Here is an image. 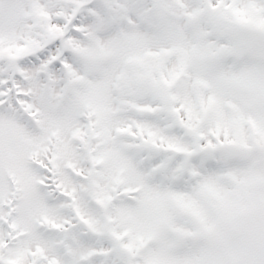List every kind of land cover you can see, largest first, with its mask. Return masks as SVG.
I'll list each match as a JSON object with an SVG mask.
<instances>
[{
    "label": "snow or ice",
    "instance_id": "snow-or-ice-1",
    "mask_svg": "<svg viewBox=\"0 0 264 264\" xmlns=\"http://www.w3.org/2000/svg\"><path fill=\"white\" fill-rule=\"evenodd\" d=\"M0 264H264V0H0Z\"/></svg>",
    "mask_w": 264,
    "mask_h": 264
}]
</instances>
